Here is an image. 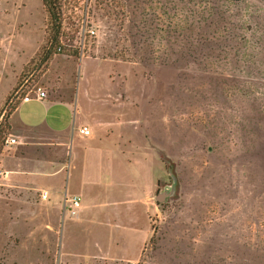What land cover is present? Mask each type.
I'll return each instance as SVG.
<instances>
[{"label":"rangeland","instance_id":"rangeland-1","mask_svg":"<svg viewBox=\"0 0 264 264\" xmlns=\"http://www.w3.org/2000/svg\"><path fill=\"white\" fill-rule=\"evenodd\" d=\"M86 1L58 51L42 0H0V264H264V0ZM30 88L92 136L11 129Z\"/></svg>","mask_w":264,"mask_h":264},{"label":"crops","instance_id":"crops-1","mask_svg":"<svg viewBox=\"0 0 264 264\" xmlns=\"http://www.w3.org/2000/svg\"><path fill=\"white\" fill-rule=\"evenodd\" d=\"M30 102H37L40 103L43 107L46 108V110H49L51 108L57 107L56 105L62 106L65 109L71 113V118L69 123L67 124V127H60V122L58 119H60L59 116L54 115L51 117V119L47 118H39L37 117V121H29L31 123H28L24 120H22L21 115H20V110H21V105L22 103H30ZM17 115V126H14V123L12 122V119L14 116ZM77 105L75 101H69V102H64V100H57L56 98L49 99L46 95L43 99H31L29 101H21L19 105L13 110L11 115L9 116V124L11 129L15 130H25L26 132H30L33 134H37L38 132H43L44 134L47 133H54L55 135H60L64 132H67L69 135H73L72 139H74V134L76 133L75 130L78 129V133L83 137H90L92 136V131H90L89 134H84L80 132V129L82 127H87L84 123H81L79 119L77 120ZM77 122H80L77 124ZM95 136V135H93ZM78 140H76L77 142ZM82 141V140H81ZM75 143V142H73ZM88 155V154H87ZM89 159H84L86 161V164L88 163Z\"/></svg>","mask_w":264,"mask_h":264},{"label":"trees","instance_id":"trees-1","mask_svg":"<svg viewBox=\"0 0 264 264\" xmlns=\"http://www.w3.org/2000/svg\"><path fill=\"white\" fill-rule=\"evenodd\" d=\"M60 2L61 0H42L43 6L49 18V29H50L49 43L51 46L57 43L58 47L60 48L59 51H61L62 48L64 49L68 48V49H73L72 51H78L80 39H81L80 36L82 29L84 27L83 21L85 19V11H86L85 8L87 7L88 2L84 0L82 6L78 8L80 10V13L77 15L79 25H78V30H77L78 34L76 36V39L73 37V34L69 36L68 34H65V32L61 31L63 29V25L65 24V21L62 20L63 18L60 12V8H61ZM48 57H49V52H47L46 55H44L43 59L47 60ZM1 132L2 131L0 129V137L2 136Z\"/></svg>","mask_w":264,"mask_h":264},{"label":"built area","instance_id":"built-area-1","mask_svg":"<svg viewBox=\"0 0 264 264\" xmlns=\"http://www.w3.org/2000/svg\"><path fill=\"white\" fill-rule=\"evenodd\" d=\"M82 35V34H81ZM83 39H81L82 41ZM57 50L59 51L60 48L58 47ZM24 92V91H23ZM19 95V99L21 101H29L33 98L35 99H43L46 97V92L44 90H41L40 88H30L28 91L24 92V94H21L20 91H15V97ZM80 132L84 134H89L90 130L87 127H82L80 129ZM18 143V140L15 137H7L6 144L13 145ZM9 175V171L0 169V179H5ZM41 197L43 199H46L47 197V191L43 190L41 193ZM64 201L66 202L67 209L71 212V214H75L77 210L80 208L81 205V199L79 196H68L65 195Z\"/></svg>","mask_w":264,"mask_h":264},{"label":"water","instance_id":"water-1","mask_svg":"<svg viewBox=\"0 0 264 264\" xmlns=\"http://www.w3.org/2000/svg\"><path fill=\"white\" fill-rule=\"evenodd\" d=\"M164 196H165L164 194L159 195V196L157 197V199H158V200H162V199L164 198Z\"/></svg>","mask_w":264,"mask_h":264}]
</instances>
